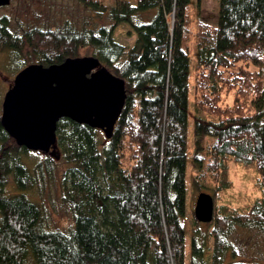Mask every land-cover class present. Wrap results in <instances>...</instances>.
Segmentation results:
<instances>
[{"label":"trees","instance_id":"1","mask_svg":"<svg viewBox=\"0 0 264 264\" xmlns=\"http://www.w3.org/2000/svg\"><path fill=\"white\" fill-rule=\"evenodd\" d=\"M79 1L113 25L18 35L0 19V54L18 73L97 57L126 80L127 105L111 140L70 119L58 125L69 165L63 200L74 215L67 233L45 229L46 212L29 196L43 164L27 165L31 151L17 146L0 113V264H205V249L183 224L191 156L195 185L217 203L211 259L222 264L234 226L264 229V0H220L216 26L196 21L192 0H134L124 12L106 0ZM124 24L137 36L133 46L116 39ZM235 168L259 195L221 205L235 189Z\"/></svg>","mask_w":264,"mask_h":264},{"label":"rangeland","instance_id":"2","mask_svg":"<svg viewBox=\"0 0 264 264\" xmlns=\"http://www.w3.org/2000/svg\"><path fill=\"white\" fill-rule=\"evenodd\" d=\"M131 1V2H130ZM195 5L194 16L196 21L202 20L216 26L219 22L220 0H192ZM108 7H114L117 11H129L138 5L134 0H106ZM6 19L13 33L22 35L26 30L38 28L41 30H58L67 27H74L78 30L99 29L102 26H112L113 22L107 15H101L95 11L88 10L79 0H12L10 6L0 8V19ZM173 24V18H170ZM196 24V23H195ZM132 27L124 24L118 28L116 39L126 46H133L137 36L134 35ZM132 31V34L130 32ZM92 55H84L89 57ZM13 60L9 54H0V113L3 111V103L10 88L14 85L18 74L12 69ZM195 72V64L193 67ZM17 72V73H16ZM194 88L192 86V98L190 103V150L194 152V118L197 114ZM101 141L107 140L103 131L99 130ZM51 159V160H49ZM27 165L35 170L36 166L43 164L37 171L40 182L33 191L29 192L30 198L41 205L46 212L45 229L48 231L69 232L74 227V215L71 208L63 200V180L69 165L62 157L57 148L54 153L43 154L30 152L26 155ZM49 162V163H47ZM233 179L235 189L226 196L221 205L227 202H234L236 206L243 204L247 194L259 195L256 187L249 177H244L242 171L234 169ZM195 163L192 156L188 160L187 170V207L188 215L183 224L188 233V240L191 242L195 236L207 254L205 264H213L211 256L214 251V241L210 236L212 224H201L195 216L197 200L201 193L212 192L199 189L195 185ZM10 191H16L12 182ZM220 204V203H219ZM215 205L217 203L215 202ZM245 205V203L243 204ZM1 218V215H0ZM200 233L196 234L195 231ZM227 251L222 264L245 263L264 264V229L243 228L234 226L227 236ZM190 260V258H188ZM28 264H34L30 258Z\"/></svg>","mask_w":264,"mask_h":264},{"label":"water","instance_id":"3","mask_svg":"<svg viewBox=\"0 0 264 264\" xmlns=\"http://www.w3.org/2000/svg\"><path fill=\"white\" fill-rule=\"evenodd\" d=\"M12 0H0V8ZM127 82L94 56L62 64H32L19 72L7 93L3 128L18 147L51 154L58 148V125L70 119L104 132L111 140L127 105ZM215 198L201 193L195 209L199 223L215 217Z\"/></svg>","mask_w":264,"mask_h":264}]
</instances>
